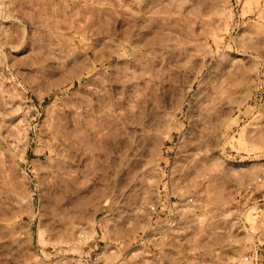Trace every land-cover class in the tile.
<instances>
[{"label": "rangeland", "instance_id": "obj_1", "mask_svg": "<svg viewBox=\"0 0 264 264\" xmlns=\"http://www.w3.org/2000/svg\"><path fill=\"white\" fill-rule=\"evenodd\" d=\"M0 264H264V0H0Z\"/></svg>", "mask_w": 264, "mask_h": 264}, {"label": "bare ground", "instance_id": "obj_2", "mask_svg": "<svg viewBox=\"0 0 264 264\" xmlns=\"http://www.w3.org/2000/svg\"><path fill=\"white\" fill-rule=\"evenodd\" d=\"M88 56H89V55H88ZM89 58H90V56H89ZM75 75H76V74H75ZM75 75H74V76H75Z\"/></svg>", "mask_w": 264, "mask_h": 264}]
</instances>
